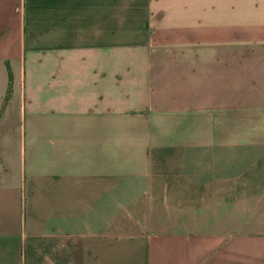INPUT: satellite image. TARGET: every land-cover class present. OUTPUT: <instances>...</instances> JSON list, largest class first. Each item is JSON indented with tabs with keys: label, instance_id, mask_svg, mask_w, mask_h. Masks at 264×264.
Returning a JSON list of instances; mask_svg holds the SVG:
<instances>
[{
	"label": "crops",
	"instance_id": "crops-1",
	"mask_svg": "<svg viewBox=\"0 0 264 264\" xmlns=\"http://www.w3.org/2000/svg\"><path fill=\"white\" fill-rule=\"evenodd\" d=\"M0 264H264V0H0Z\"/></svg>",
	"mask_w": 264,
	"mask_h": 264
},
{
	"label": "trees",
	"instance_id": "trees-1",
	"mask_svg": "<svg viewBox=\"0 0 264 264\" xmlns=\"http://www.w3.org/2000/svg\"><path fill=\"white\" fill-rule=\"evenodd\" d=\"M7 95H8V91H7Z\"/></svg>",
	"mask_w": 264,
	"mask_h": 264
}]
</instances>
